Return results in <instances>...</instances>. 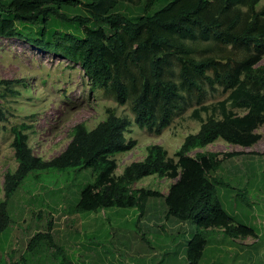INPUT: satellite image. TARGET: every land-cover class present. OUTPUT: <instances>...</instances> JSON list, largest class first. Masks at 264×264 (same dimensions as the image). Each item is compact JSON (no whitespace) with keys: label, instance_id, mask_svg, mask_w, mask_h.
I'll return each instance as SVG.
<instances>
[{"label":"trees","instance_id":"obj_1","mask_svg":"<svg viewBox=\"0 0 264 264\" xmlns=\"http://www.w3.org/2000/svg\"><path fill=\"white\" fill-rule=\"evenodd\" d=\"M158 1L0 0V37L23 40L79 64L93 88L108 92L120 105L129 102L133 115L131 120L107 108L105 118L93 128L75 124L71 140L49 159L35 155L29 146L24 130L30 125L13 126L17 166L4 175L0 233L10 221L8 200L30 172L67 168L90 169L92 175L80 189L72 213L116 207L135 208L143 216L148 199L162 197L166 215L179 221H193L198 228L220 226L230 236L254 233L221 202L214 175L222 160L218 153H190L217 140L250 146L262 137L258 128L264 124V3L167 0L151 12ZM200 43L206 46L200 49ZM218 89L227 96L201 105ZM195 104L201 105L192 113L200 126L184 137L175 151L176 161L154 143L143 159L114 174L113 156L137 144L126 137L131 124L160 135ZM201 111L209 116L202 119ZM153 174L174 180L166 195L132 187ZM52 222L48 221V233ZM206 243L202 231L192 234L186 242L187 264H199Z\"/></svg>","mask_w":264,"mask_h":264},{"label":"rangeland","instance_id":"obj_2","mask_svg":"<svg viewBox=\"0 0 264 264\" xmlns=\"http://www.w3.org/2000/svg\"><path fill=\"white\" fill-rule=\"evenodd\" d=\"M167 0L158 1L151 12L162 7ZM264 0L260 1V5ZM200 43L198 47L204 48ZM19 80V81H16ZM227 92L218 89L209 93L201 105H212L224 99ZM201 105L195 104L184 114L176 117L163 129L160 135L139 129L134 124L126 133L127 139H136V146L128 151L116 153L117 162L114 174L133 161L143 159L149 145H162L168 156L175 161V151L188 133H194L200 126V120L193 116V110ZM112 108L117 115L133 119L130 103L120 105L108 93L91 86L88 77L79 64L62 59L43 49L16 38L0 37V200L4 197L3 180L7 171L17 166L14 149L11 146L13 134L11 128L26 123L28 144L35 155L49 159L60 153L71 140V129L77 123H84L93 128L106 116V109ZM242 113L239 109H234ZM202 119L209 112L201 111ZM220 117V115H218ZM264 133V124L258 128ZM264 141V138L263 140ZM225 143L217 140L208 148L217 151ZM207 147L198 148L190 154L206 151ZM220 170L227 174L250 169L264 171V154L240 153L228 159L221 157ZM223 197L224 207L232 213V195L243 192L244 186L250 192V202L257 201L255 196L264 193V173L254 176H231ZM92 180L90 169L67 168L49 169L30 172L9 198L7 211L9 225L0 233V263L6 264H66V260L79 261L78 255L87 248L90 240L101 241L94 245L95 256L90 257L95 264H186V258L180 257V251L186 245L187 235H192L197 228L193 221L182 222L179 229H170L165 237L157 231L160 227L140 223L138 228L145 235L136 234L134 225H111L107 235L88 238L83 235L73 220L90 216H118L138 218L135 208H106L103 211L75 212L76 203L82 186ZM248 181L245 183L244 181ZM171 180L149 175L139 179L132 187L152 188L165 191ZM258 203V202H257ZM256 212H260L258 204ZM147 212L143 215L162 220L164 227L171 228L179 220L166 215V206L162 197H151L147 201ZM116 210L117 213L115 212ZM71 212V213H70ZM240 215L248 213L247 208L239 210ZM68 215L66 219L63 216ZM169 218V220L165 219ZM56 222L49 231L48 221ZM248 221V220H247ZM59 223V224H57ZM116 227L127 228L122 233L114 232ZM48 233V234H47ZM113 234V235H112ZM123 242V243H122ZM80 246V247H77ZM216 249L205 253L203 264L212 261ZM223 254L227 256V252Z\"/></svg>","mask_w":264,"mask_h":264},{"label":"crops","instance_id":"obj_3","mask_svg":"<svg viewBox=\"0 0 264 264\" xmlns=\"http://www.w3.org/2000/svg\"><path fill=\"white\" fill-rule=\"evenodd\" d=\"M263 138H264V133H262V137L259 141H257L255 144L250 146L234 145L224 142L225 145L222 146V148H219L218 158H221L222 156L224 157L228 156L229 159L240 153L256 154V155L264 154V141H262ZM209 146L210 144L206 146L207 147L206 151L217 152L211 148H208ZM228 152H232L231 156L226 154ZM232 173L233 174H227V171L220 169H218L214 173V175L217 177V180L219 182L218 194L223 206H224L223 197H225L226 195L224 187H227L229 184V181L226 178L235 175L245 178L247 176H254L260 173L263 174L264 171H256L254 169L253 170L243 169L237 172L233 171ZM170 180H171L170 182L171 184L174 180L173 179ZM244 182L248 183L247 180ZM168 187L165 191H161L163 195L167 194ZM247 188H248L247 186H244L242 188L244 190L243 192L242 191L238 192L236 196L235 195L230 196L232 201L233 211L232 213H230L229 211L227 212L230 213L232 216H234L238 222L253 228L254 233L246 236H230L225 234L224 228L220 226H210L207 228L197 227L196 231L199 230L202 231L207 240L206 246L203 249V256L199 264H203V260L205 259V253L213 248L216 249L215 255L212 261H210L208 264H264V193H260L258 196H255L257 201L250 202L249 199L250 197H253V195L250 196V192L247 191ZM255 204L259 205L260 212H256L257 206ZM241 208H247L248 213L246 215H240L239 210ZM99 210L103 211L104 209H99ZM117 211L118 210H116L115 212L117 213ZM146 212H147V207H146ZM90 215L91 214H89L87 217H82L79 219L75 218L73 220L74 222H76L78 226H81V229L79 228V231H81V233L87 236L88 238L101 237L103 235H107L109 230H111L109 228V226L111 225L121 226L127 223L134 225L133 230L136 232V234H141L143 238L146 237L143 233H141V230L138 228V225L140 223H148L152 226L157 224L160 227L157 231L159 232V235L163 237H165L166 233H170V229H179L180 227L183 226L182 222L179 221L174 224V227L168 229L164 227V224L161 222L162 220L155 222L154 219L144 216H138V218H128V217H118V216L98 217L95 215L94 216H90ZM63 218L68 219L70 218V216L65 215L63 216ZM165 219L169 220V218H165ZM55 224L54 222H52L51 230L52 228H54ZM124 230H127V228L116 227L113 230V234L114 232L122 233ZM191 236L192 235L188 234L187 238L190 239ZM188 239L186 241H188ZM100 242L101 241L98 240H91V241L89 240L87 243L86 250L83 253L78 254L81 259L79 261H72V262L78 264H95L92 263L93 261L90 259V257L95 256L94 245L96 243L99 244ZM185 249H186V245H184L183 250L180 251L181 258H183V254L185 256ZM224 251L227 252V256L223 254Z\"/></svg>","mask_w":264,"mask_h":264},{"label":"clouds","instance_id":"obj_4","mask_svg":"<svg viewBox=\"0 0 264 264\" xmlns=\"http://www.w3.org/2000/svg\"><path fill=\"white\" fill-rule=\"evenodd\" d=\"M224 142V141H223Z\"/></svg>","mask_w":264,"mask_h":264}]
</instances>
